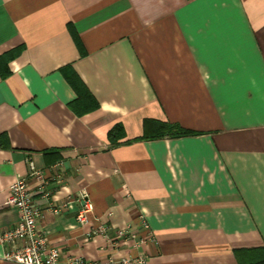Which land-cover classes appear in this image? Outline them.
<instances>
[{
	"label": "crops",
	"instance_id": "1",
	"mask_svg": "<svg viewBox=\"0 0 264 264\" xmlns=\"http://www.w3.org/2000/svg\"><path fill=\"white\" fill-rule=\"evenodd\" d=\"M147 120L200 133L142 139ZM16 178L64 256L244 263L264 247V0H0V236Z\"/></svg>",
	"mask_w": 264,
	"mask_h": 264
},
{
	"label": "built area",
	"instance_id": "2",
	"mask_svg": "<svg viewBox=\"0 0 264 264\" xmlns=\"http://www.w3.org/2000/svg\"><path fill=\"white\" fill-rule=\"evenodd\" d=\"M36 177L44 188L46 181L42 172L31 167L28 177ZM48 196V193L45 194ZM6 206L16 208L19 211L18 222L6 229L0 236V243L7 246L4 259L21 264H149V258L144 253H137L134 256H123L115 258L110 256L106 260H89L83 256H64L62 251L49 244L45 234L37 226V222L42 214L39 206L35 205L33 198L29 194L28 178H16L10 185L9 195L5 201ZM67 202L50 207L55 213L67 207ZM93 211V204L84 201L77 212L76 219L81 225H88ZM143 227L147 231L145 238L137 239L136 234L128 229L116 230L114 238L137 239L134 248L137 249L147 241L154 239V232L148 223L143 221ZM110 228L105 224H100L96 228H91L88 236L101 234L109 237Z\"/></svg>",
	"mask_w": 264,
	"mask_h": 264
},
{
	"label": "trees",
	"instance_id": "3",
	"mask_svg": "<svg viewBox=\"0 0 264 264\" xmlns=\"http://www.w3.org/2000/svg\"><path fill=\"white\" fill-rule=\"evenodd\" d=\"M150 122L154 124V131L147 133V135H144L142 139H157L164 137L177 138L182 136L197 135L200 133L188 128H184L181 125L175 123L147 120V124ZM119 131H121L119 125L113 126L109 130V137L111 139L116 138ZM242 253L246 254V261L242 264H264V247L249 249L247 251H242Z\"/></svg>",
	"mask_w": 264,
	"mask_h": 264
}]
</instances>
